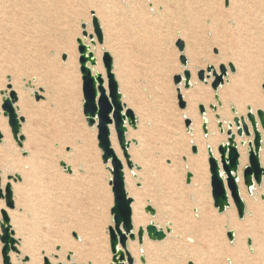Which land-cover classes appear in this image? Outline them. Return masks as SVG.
<instances>
[{
  "label": "rangeland",
  "instance_id": "obj_1",
  "mask_svg": "<svg viewBox=\"0 0 264 264\" xmlns=\"http://www.w3.org/2000/svg\"><path fill=\"white\" fill-rule=\"evenodd\" d=\"M29 1L17 0L15 12L5 10L4 14H0V101L10 75L13 90L17 95H22L18 96L16 106L18 115L25 120L20 134L23 136L22 144L29 153L28 157L21 154L22 150L12 138L7 119L0 109V119L6 127V133H1L0 175L5 183L7 176L18 174L21 177V181L13 185L15 199L11 211H18L24 231L18 235L17 226L12 225L20 243V254H11L12 264H44L45 257L53 264H70L66 256L69 251L74 253L75 249L93 250L101 256L102 264H114L108 236V227L113 226L110 215L111 175L107 169L110 165L107 167L102 163L97 147V131L87 125L82 114L78 58L76 64L67 69V60H62L64 52L61 48L66 44L65 36H68L77 53L76 38L80 33V22L82 19L87 21L88 32L92 34L93 11L103 26V44L95 42V46L101 47V52L95 55L97 62L104 72L101 57L107 50L113 60V69L114 65L118 67L119 62L122 63L120 81L115 80L122 103L137 118L136 129L129 128L126 139L130 141L129 158L140 168H125L126 171H134L135 175H131L134 188L142 190L145 195L142 213L147 222L142 226L161 215L166 219L159 225L164 228L168 224L170 227V233L162 241H150L146 237L141 245L137 240L129 241V244H136L140 249L136 255L131 254L127 243V250L136 260L135 264H141L140 256L146 261L145 264H195L196 259L200 260V264H264V241L260 246L261 252L256 253L251 236L238 241L235 232L232 242L226 236L228 231H232L229 227L232 216L233 221L244 228L255 221L260 227L264 225V178L260 187L252 188L249 197L244 189L245 215L242 220L238 219L232 202L222 214H218L213 207L208 165L199 195L191 191V199H184L182 206L178 202L179 191L190 185L191 189H196L195 177L191 178L189 184L186 183L189 171L184 168L186 160L183 161V158H187V155L171 152L175 148H184L190 157L194 156L189 135L195 132V135L204 138L199 105L205 107L211 127L226 138L225 134L219 133L215 114L226 108L232 121L234 115L230 109L236 110L234 99L241 97L242 93V86L239 85L246 84L249 94L264 101L261 89L264 60L257 58L256 48L258 37L264 34V16L256 15L252 20L253 28L249 29L244 24L247 21L239 24L235 17H231V3L226 8L224 0ZM6 13L15 15L8 17ZM178 39L185 42L188 71L191 73V85L187 90L181 83L187 100L184 109H179L175 104L173 85V74L179 69V64L173 60ZM213 46L220 48V56L212 54ZM228 60L235 62L236 73L229 72L225 83L216 93L210 87L212 79L206 83L197 79L198 70L206 69L209 64L217 69L221 61ZM41 87L44 91L40 95L44 98L38 101L36 91ZM215 94L221 107L214 113L209 105L216 106ZM21 101L28 108L23 109ZM188 106L193 111V123L189 125L193 133L185 128L181 116ZM247 107L253 108L245 103L243 116ZM257 109L261 108L252 110L255 112ZM223 129H226L224 125ZM136 132L143 142L140 148L144 153L142 162L135 154L136 143L133 145L129 137V133ZM32 134L35 143L28 142ZM114 139L124 160L115 133ZM68 147H71V152L67 151ZM261 149V166L264 168V137ZM245 153L246 163L239 170L241 180L242 170L248 164L247 146ZM169 160L172 161L171 165ZM62 161L73 168V175L63 170L60 166ZM125 190L133 203L134 197L126 184ZM149 195L159 196L164 204L162 209L151 205L155 210L154 217L144 211ZM251 205L258 208L256 218L252 217ZM183 207L185 212L191 210V248L174 252L170 257L161 254L153 261L148 255L150 249L171 239L178 241L177 235L182 229L174 228L173 219L182 213ZM197 209L199 211L196 212ZM195 214L198 216L193 217ZM134 228L136 231L138 226L134 225ZM261 231L264 233V228ZM73 232L79 234L78 240L73 238ZM25 236L34 244L32 256L23 251ZM26 256L28 260L23 261ZM88 262L94 264L91 257L76 263Z\"/></svg>",
  "mask_w": 264,
  "mask_h": 264
},
{
  "label": "water",
  "instance_id": "obj_2",
  "mask_svg": "<svg viewBox=\"0 0 264 264\" xmlns=\"http://www.w3.org/2000/svg\"><path fill=\"white\" fill-rule=\"evenodd\" d=\"M91 24L93 29L94 25L92 20ZM91 37L92 34H89V39H91ZM76 44L79 73L81 76V93L83 99L82 114L90 128H93L94 126L96 127L97 147L101 152L102 163L104 165H107L108 163L110 164V167L107 169L111 175V180L109 181V186L111 187L112 193V207L110 209V215L112 217L113 226L108 227V236L110 252L112 254V262L114 264H124L125 262L126 264H135L127 250L128 241L137 240L138 243L141 244L144 237L150 241H162L166 237L165 233L168 234L170 230L168 227H165L164 232L161 229H157L153 223H149L145 229L138 228L136 234L133 232L131 209L132 199L128 197L125 190L123 164L115 156L111 148L110 127L113 128L115 133L118 146L125 161V165L129 170H131L133 168V164L128 154L130 145L129 142L126 141V134L128 132V127L132 130L136 129L137 118L134 112L122 103L121 94L112 72V57L110 56L111 67L109 68V65L105 61V52L102 54L101 62L105 74L104 79L101 74L93 73L92 71V69L97 65V59L91 51V48H89L87 55L82 57L78 48L77 39ZM98 44L101 43L98 42ZM93 45H95V43ZM64 56L65 54L62 55V60H64ZM209 70L213 73L216 72L214 68ZM196 76L201 83H206L202 82L199 78V72H197ZM205 77L208 79L207 76ZM226 77L227 75L224 76L223 79H220L219 77L212 79L210 87L215 93L221 86H223ZM217 80L219 82H217ZM182 84L185 90L190 87L187 82H182ZM262 92L264 95V90H262ZM1 96L2 100L0 103V109L3 112V116L7 119L12 138L20 147V144L23 142V139H21L22 135H15L13 127L15 124L16 128H18L20 132L21 124L24 123V119H21V117L17 115L16 108L14 107L18 101L17 94L12 91V89H7L5 92H1ZM214 100L216 102V106L209 105V109L215 113L217 108L221 107V103L218 95L216 94L214 95ZM201 106L202 105L198 107L199 114L204 116L205 108L203 106L201 108ZM122 109H124V111H122ZM230 111L234 117L232 118L231 122L226 124V129H223V124L220 121V117L215 114L219 133L226 135V142L217 146L216 151L218 158H215L212 155L210 148L206 149L207 165L210 174V187L213 207L217 210L218 214H222L230 207V202H232L238 219L242 220L239 213L241 209H243L245 215V203L241 198L238 188L239 153L237 150L236 137H252V140L247 143L248 164L242 170V182L247 193H249L254 186L260 187L264 178V168L261 166L260 161L262 137H264V111L256 110L255 114H253L251 107H247L245 116H236V110L233 108H231ZM188 121L190 120H184L186 129H189V125L191 124V122L188 123ZM258 127H260V130ZM201 130L203 135L207 136V120L205 118H202ZM241 145H244V143H241ZM191 153L193 155L197 154L196 146H191ZM185 160L186 158H183V161ZM60 166L68 174H71L67 171L68 166H66L65 163H60ZM134 168L136 170L139 169L137 166H134ZM16 176L17 175L7 176V178L11 177L10 181L13 183L20 182L21 179H16ZM191 178L192 174L187 173V184L190 183ZM10 181L7 179V183ZM0 200H3L5 205L9 204L7 199L0 198ZM13 208L14 204L7 209L12 210ZM114 208L116 210L115 212L113 211ZM122 208H126V215L117 216L116 212H120ZM144 211L151 217L155 216V210L149 206H147ZM0 212H3V210H0ZM7 217L8 219L0 221V254L2 258V264H10L9 253H19L16 247L18 242L14 239V232L11 229L8 214ZM117 222H119L121 225V228L119 229L115 227ZM141 231H143V235H141ZM229 232L230 231L226 233V236L229 242H232L234 234L230 237L228 234ZM23 261H27V258H24ZM139 262L141 264L145 263L143 257L139 258Z\"/></svg>",
  "mask_w": 264,
  "mask_h": 264
},
{
  "label": "bare ground",
  "instance_id": "obj_3",
  "mask_svg": "<svg viewBox=\"0 0 264 264\" xmlns=\"http://www.w3.org/2000/svg\"><path fill=\"white\" fill-rule=\"evenodd\" d=\"M177 1L180 2V1H183V0H177ZM17 3H18L17 0H0V14H4L5 10L9 11V12H15V9L17 8ZM230 3H231V10H232L231 17H235L237 23H239V24L247 21V23H244V24H247L249 29L253 28L252 20H254L256 15L259 14L261 16H264V0H231ZM37 9H33V10L36 11ZM37 12H40V11H37ZM6 15H8V17H13L15 14H7L6 13ZM64 42L66 44L62 45L61 48H62V51L64 52V54L67 55V61L65 63V67L67 69H70L73 64H76L77 58H78V54L75 52V46L70 44V39L68 38V36H65ZM256 45H257L256 48H257V54H258L257 58L262 57L263 59L261 61H263L264 60V34H260V36L258 37V40L256 42ZM91 51L93 52L94 55H96V53H100L101 52V47H97L95 45H92L91 46ZM117 58L120 61L122 60L119 57H117ZM121 65H122L121 62H119L118 67L116 65H114V69L112 71L114 77L116 79H118V80L120 78V75L122 74ZM218 67H217V69H218ZM213 68L215 70H217L215 67H213ZM92 71H93V73L101 74L102 77L105 79V74H104V72L102 70V67L100 66L99 62H97V65L92 69ZM197 72H199V71H197ZM205 76H207L206 71H205ZM227 77H228V74H227ZM227 77L225 78V81H226ZM205 80L207 82L208 79L205 77ZM225 81H224V83H225ZM190 85H191V83H190ZM232 85H233V83H232ZM234 86H236V85L234 84ZM239 86H242V89H240V91L242 92L241 93V97L235 98L234 102H233L235 104V106H236V114H237L236 116H243V106H244L245 103L251 104V106L253 108H256V107H260L261 108V109H257V110H263L264 109V101L260 100L256 96H253L252 94H249L247 92V87H246L247 85L246 84L239 85ZM11 89H12V91H14L12 86H11ZM5 91H2V92H5ZM18 96L21 97L22 95L20 93H18L17 97ZM121 97H122V95H121ZM190 97H191V95H190ZM1 100H2V96H1ZM0 103H1V101H0ZM21 106H22L23 109L28 108L24 101H21ZM14 107L16 108V112H18L17 106L15 105ZM182 112L183 113H182L181 116H182V118H184V120L185 119H188V120L193 119L192 118L193 111L191 110L190 106H188L187 109L185 111H182ZM252 112H253V114H255L256 111L254 112V110H252ZM17 115H18V113H17ZM217 115L220 117L221 123L224 125V127H226V124L228 122H230V120H231V116L229 115V113L226 110V108L221 109V111ZM19 117H21V116H19ZM202 118H205L207 120V131H208L207 136H204V138H203V137H200L199 134L195 135V132H194V134L192 136L189 135L190 137H188L189 138V142L192 143V146H196L197 147V154L194 155L193 157H190L188 155V152L185 151L184 148H181V149H179V148L176 149L175 148V150H173V149L171 150V152H173V153H180V154L181 153H186L187 158H186V163H185L184 168H186L189 171L188 173H191V171L194 173V176H193L192 173L191 174H192V177H195V185H194V187H197L196 189L195 188L191 189V185H190L187 188H185V187L181 188V190L179 191L178 202L182 206L185 203L184 199H187V200L191 199V195H192L191 191L193 192L194 195H196V196L199 195V190H200L199 188L201 187V182H203L204 179L207 176V150L206 149L210 148L211 151H212V155L215 158H218V154H217L216 148H217L218 145L223 144L222 143L223 141L226 142V138L224 136H220L216 132V130H214L213 127H211V121H210L209 117L205 114L204 116H201V120H202ZM24 122H25V120H24ZM192 123L193 122L191 120V124ZM201 125H202V121H201ZM5 128H6L5 127V122L0 119V131H1V133H6ZM258 128L260 130V127H258ZM94 129H96L95 126H94ZM189 130H190L191 133H193V129L192 128H190ZM128 131H129V127H128ZM233 131H234V129H233ZM113 132H114L113 128L110 127L111 148H112L115 156L123 164V172H124L125 184H126V187H128L129 190H130V195H132L134 197L133 203L131 205L132 210H133V217H132L133 232L136 233L138 228L145 229V227L149 223H153L156 226L157 229H161L164 232H165V227H168L169 230H170V227H169L168 224H166L164 228H162L159 225V222H161L164 219H166V216L164 217V216H161V215L155 216L154 220H151L150 222H148V224H146L145 226H142V224L147 222L146 217L142 213V208L144 206L143 199H144L145 195H144V193L141 192L142 190L140 191L139 189L134 188V181L131 179V175H135V173H134V171H131V172L130 171H126L125 161L122 159L121 154H120L119 150L117 149ZM129 134H130L129 137L132 138V140H131L132 143L135 142L136 146H137L136 150H135V154L137 156V159H140L141 162H142L144 160V156H143L144 153H143V150H141L140 148L143 147L142 146L143 142H142V140H139L137 132L136 133H129ZM251 140H252V137L251 138H245V137L238 138V137H236L237 150H238V153H239V170L246 163L245 147L247 146V143L250 142ZM35 141H36V139H35L34 134L29 136L28 142L35 143ZM126 141L130 142V141H128V139H126ZM135 143H133V145ZM241 143H244V145H241ZM262 143H263V137H262ZM167 153H168L169 157H171V154L169 152H167ZM260 154H261V152H260ZM260 161H261V159H260ZM263 163H264V157H263ZM132 164H133V162H132ZM65 165L69 166L67 164H65ZM109 165L110 164L108 163V165H106V166L109 167ZM134 166H137L138 168H140L137 164H133V168H134ZM239 170H238V188H239V192H240L241 198L242 199H246L245 190H244L245 188L243 187L242 180H241L240 175H239ZM71 174L72 175L74 174L73 168H72ZM71 174H69V175H71ZM0 176H1V179L3 180V182L5 183L4 177L2 175H0ZM180 178H181V176L179 175V180H180ZM149 181H148V183H149ZM10 183H12L11 185H12V188H13V185L18 183V182L13 183V182L10 181ZM251 191L249 193H247L248 197L251 195ZM149 196L150 197L148 199V202H147L148 204L146 205V207L147 206L151 207V205H154L155 207H157L159 209L160 208L161 209L164 208V204H163L162 198H160L159 196L156 197L155 195H149ZM0 201L3 202V200H0ZM230 204H231V202H230ZM263 205H264V203H263ZM18 207H20V206L18 205ZM249 209H250V211L253 212L252 213V215H253L252 217L256 218V211L258 210V208L255 207L254 205L253 206L251 205L249 207ZM197 211H199V210L197 209L196 212ZM181 212L182 213H179V215L176 216V219H173L174 228L175 229H179L178 227H181V229H182V230H180V234L177 235V237H178L177 240L178 241H176V240L174 241V240L171 239V240H169V241H167L165 243H162L161 245L154 246L153 249H150L148 251V255L150 256V258L153 259V261H156V258L159 255H161V254L167 255L168 257H170V256H173L174 252H177V251L178 252L179 251L184 252L188 248H191V210L185 212L184 207H183ZM7 214L9 216V223H10L11 229L13 230L12 225L14 224V225L17 226V228H16L17 229V234L19 235V233H23V231H24L23 224H22V221H21V217L19 215H17L18 211L17 210L16 211L7 210ZM201 214H202V212H201ZM195 216H198V215L195 214L193 217H195ZM252 220H255V219H252ZM229 221H230L229 227L231 228L233 233L236 232L235 234H236L237 240L239 241L240 238L242 239L243 237L251 236L252 239H253V247H254L253 250L256 251V253H260L261 252L260 251L261 250L260 246H261V244L264 241V233L261 231L264 228V225L260 227L259 225H257V222L255 221V223H253V222L250 223L249 222L247 227L244 228L243 225L241 226V224H237L236 222L233 221V216H232V218L229 219ZM134 225L138 226L136 231H135ZM13 232H14V239L18 242L16 247H17V250L19 252L18 246H19L20 243H19L18 239L16 238V233H15L14 230H13ZM168 234L165 233L166 237L168 236ZM134 241H132V242H134ZM144 241H145V237L143 239V242ZM143 242L141 244H143ZM141 244H139V245H141ZM176 245H178L177 249H176ZM33 246H34V244L29 239V237L25 236L23 251L25 253H28L30 256H32L31 252L34 251V247ZM128 249L130 250L131 254H135V255L140 250L139 248H137L136 244H129V243H128ZM88 251L81 250V249H78V250L75 249L74 253L72 251H69L67 256H66L68 258V260L67 259L66 260L70 261L71 262L70 264H77L76 262L79 263V262H82V261L86 260L87 258L91 257L93 259L94 264H102L103 263L102 258H101V256L99 254L94 253L93 250H91V252H88ZM189 251L191 253V249ZM11 254H15V255L18 256L20 254V252L18 254L13 253V252L9 253L10 264L13 263V259L11 257ZM25 258H27V260H28L27 256ZM131 258L133 259L132 256H131ZM30 259H31V257H30ZM133 260H134V263H135L136 260L135 259H133ZM145 263H146V261H145ZM50 264H53V263L50 262ZM88 264H90V263L88 262ZM125 264H126V262H125ZM154 264H156V263H154ZM195 264H200V260L196 259Z\"/></svg>",
  "mask_w": 264,
  "mask_h": 264
},
{
  "label": "snow or ice",
  "instance_id": "obj_4",
  "mask_svg": "<svg viewBox=\"0 0 264 264\" xmlns=\"http://www.w3.org/2000/svg\"><path fill=\"white\" fill-rule=\"evenodd\" d=\"M230 4V0H224V5L227 8L228 5ZM92 15V23L94 25L93 28V33L91 39H89V32H88V22L85 20H81L80 22V33L77 36V41H78V48L81 53V56L83 57L84 55H87L89 48L95 43V42H100L103 44V26L99 23V19L96 16L95 12L93 11L91 13ZM185 42L181 39H178L175 44V53L173 55V60H175L179 64V69L175 71L173 74V85L175 87V104L179 109H184L187 106V100L186 97L183 93V89L181 88V83L182 82H187L189 85L191 83V73L188 71V63H189V58L185 52ZM212 54L215 56H220L221 51L220 48L217 46H213L212 48ZM64 60H67V55L63 57ZM105 61L109 65V68L111 67V57L110 54L107 53V50H105ZM215 67V65L209 64L206 69H200L199 71V78L201 79L202 82L205 81V71H207V77L208 79H216L219 77L220 79H223L224 76H226L229 72L236 73V65L235 62L232 60H228L227 62L221 61L219 68L216 70L215 73L210 71L209 69ZM8 79V85L7 89H11V76L9 75L7 77ZM217 82H219L217 80ZM261 87L262 90H264V80L261 81ZM44 91V88L41 87L39 90L36 91V99L39 101L43 99L44 97L40 95ZM14 95V94H13ZM202 108V106H201ZM124 111V109H122ZM15 119V118H14ZM21 119H24V117H21ZM190 123V121H188ZM14 127V132L15 135H21L19 132V129L16 128L15 124L13 125ZM21 139L23 137L21 136ZM0 140H3V135L0 134ZM21 148V154L24 157H28L29 153L27 149L24 148L23 144H20ZM67 151L71 152L72 149L71 147L67 148ZM62 164L64 163L63 161L61 162ZM169 165L172 164V161H168ZM67 171L69 173L72 172L71 166H68ZM9 181L11 180V177L7 178ZM16 179H21V177L17 174ZM0 198L2 199H7L9 201L8 205H5L2 201H0V210H3V212H0V221L8 219L6 211L8 207L13 206L14 202V189L12 188L11 183H4L2 179H0ZM115 212V208L113 209ZM117 216L120 215H126V208H122L120 212H116ZM241 219H243L244 212L243 209H241L239 213ZM115 227L117 229L121 228V225L119 222L115 224ZM229 236L231 237L234 233L231 231L228 233ZM141 235H143V231H141ZM72 236L74 239H79V234L76 232L72 233ZM251 242V241H249ZM59 247V246H58ZM44 264H50V261L47 257H45Z\"/></svg>",
  "mask_w": 264,
  "mask_h": 264
}]
</instances>
